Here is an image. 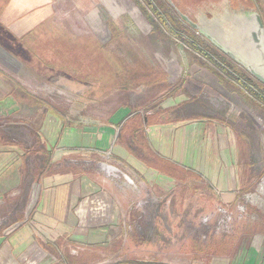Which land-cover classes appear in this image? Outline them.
<instances>
[{"label":"crops","instance_id":"crops-1","mask_svg":"<svg viewBox=\"0 0 264 264\" xmlns=\"http://www.w3.org/2000/svg\"><path fill=\"white\" fill-rule=\"evenodd\" d=\"M38 1L44 8L50 2L20 0V8L11 7L8 17L26 15ZM29 13L20 19L23 29L43 17ZM225 89L235 93L221 78L204 75L164 99L161 112L119 115V109L110 125L94 131L73 126L70 135L79 133L83 146L62 147L53 134L45 143L49 157L33 171L17 143L0 141V205L11 199L22 202L24 194L35 193L31 212L21 210L11 230L0 228V264H264V252L259 253L254 240L241 241L240 236L231 237V254L220 252L225 244L221 240L211 243V250L190 237L179 246L175 243V232L188 233L178 219L190 213V205L183 202L173 210L170 200L208 196L215 200L213 207L237 208L261 185L264 169L254 155L253 147L260 143L253 135L250 112H240L229 101V106L216 108L210 100ZM68 129L59 132L61 138ZM118 138V154H111L116 148L111 152L109 144ZM100 143L106 144L103 151ZM89 151L96 154L90 158ZM74 154H80L82 166L53 168ZM89 161L104 162L106 172ZM119 169L122 178L109 174L119 175ZM124 179L127 184L121 185ZM156 201L159 208H151L149 203ZM206 208L198 204L192 210L199 215ZM239 242L246 245L240 247Z\"/></svg>","mask_w":264,"mask_h":264},{"label":"rangeland","instance_id":"rangeland-1","mask_svg":"<svg viewBox=\"0 0 264 264\" xmlns=\"http://www.w3.org/2000/svg\"><path fill=\"white\" fill-rule=\"evenodd\" d=\"M250 1L264 22V0ZM48 3L44 8L38 1L36 9L27 12L43 17L23 29L20 19L27 13L8 17L11 7L20 8V0H0V141L19 145L18 149L28 156L29 171L43 166L44 158L49 157L45 155L49 154L45 143L50 142L51 135L62 141V147L83 146L79 133L70 135L75 132L73 126L94 131L96 127L110 125V117L119 109V115L132 110L161 112L164 99L175 96L190 79L198 82L204 75L221 78L229 88H235L234 94L225 89L218 91L219 95L209 96L210 100L216 108L227 107L229 101L240 112L242 108L250 112L253 135L260 143L253 147L254 155L264 169V83L182 19L180 9L172 1L50 0ZM213 87L216 88V83ZM65 127L69 129L61 138ZM119 144V138L109 144L111 152L116 148L111 154H118ZM105 148L106 144L98 145L101 151ZM94 154L87 153L90 158ZM105 155L107 163L112 164L114 160ZM89 164L105 171L97 161ZM82 165L80 154H74L54 163L53 168ZM29 176L26 183L32 187L31 173ZM259 185L257 191L245 196L246 201L230 210L213 207L215 200L208 196L170 200L173 210L183 206V202L191 207L188 215L176 217L178 223L183 222L188 228L184 235L175 232L176 246L190 237L209 250L211 243L221 240L225 244L220 252L231 254V246L235 245L230 243L231 237L240 236L241 241L254 240L259 253L264 252V173ZM24 197L21 196L22 202L2 201L0 228L8 226L11 230L13 227L9 226L21 210L31 212L35 193H26ZM149 204L155 209L160 205L157 201ZM198 204L207 208L195 215L192 208Z\"/></svg>","mask_w":264,"mask_h":264},{"label":"water","instance_id":"water-1","mask_svg":"<svg viewBox=\"0 0 264 264\" xmlns=\"http://www.w3.org/2000/svg\"><path fill=\"white\" fill-rule=\"evenodd\" d=\"M179 14L194 29L204 34L216 48L221 49L261 83H264V22L258 12L245 15L244 22L235 27L231 34L226 31L225 17L208 18L203 15L198 24L181 11Z\"/></svg>","mask_w":264,"mask_h":264},{"label":"flooded vegetation","instance_id":"flooded-vegetation-1","mask_svg":"<svg viewBox=\"0 0 264 264\" xmlns=\"http://www.w3.org/2000/svg\"><path fill=\"white\" fill-rule=\"evenodd\" d=\"M184 15L200 24L204 14L208 18H226L225 28L231 34L235 27L244 22V16L256 10L250 0H171Z\"/></svg>","mask_w":264,"mask_h":264},{"label":"built area","instance_id":"built-area-1","mask_svg":"<svg viewBox=\"0 0 264 264\" xmlns=\"http://www.w3.org/2000/svg\"><path fill=\"white\" fill-rule=\"evenodd\" d=\"M103 163H104V162H103ZM103 163H101V168H102L103 170H106V169H104V168L102 167ZM107 172H108V171H107ZM118 172H119V175H114V174H111V173H110V175H112L114 178H117V179L122 178V177H123V172H122L120 169L118 170ZM108 173H109V172H108ZM125 180H126V179H124V182H122L121 185H122V184H127V181L125 182ZM128 184H129V183H128Z\"/></svg>","mask_w":264,"mask_h":264},{"label":"trees","instance_id":"trees-1","mask_svg":"<svg viewBox=\"0 0 264 264\" xmlns=\"http://www.w3.org/2000/svg\"><path fill=\"white\" fill-rule=\"evenodd\" d=\"M171 24H172V23H169V25H170L171 29H172V30H174L175 28H173ZM174 31H176V32H177V30H174ZM189 38H190V40H191L193 43H195V41H194V40H193L191 37H189Z\"/></svg>","mask_w":264,"mask_h":264},{"label":"bare ground","instance_id":"bare-ground-1","mask_svg":"<svg viewBox=\"0 0 264 264\" xmlns=\"http://www.w3.org/2000/svg\"><path fill=\"white\" fill-rule=\"evenodd\" d=\"M112 166V165H111Z\"/></svg>","mask_w":264,"mask_h":264}]
</instances>
